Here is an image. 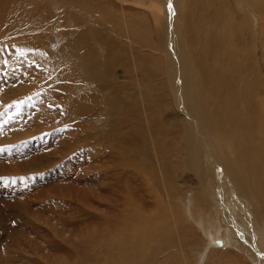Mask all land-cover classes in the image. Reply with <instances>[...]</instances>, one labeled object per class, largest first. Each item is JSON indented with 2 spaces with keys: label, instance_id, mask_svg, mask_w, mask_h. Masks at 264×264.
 Instances as JSON below:
<instances>
[{
  "label": "rangeland",
  "instance_id": "obj_1",
  "mask_svg": "<svg viewBox=\"0 0 264 264\" xmlns=\"http://www.w3.org/2000/svg\"><path fill=\"white\" fill-rule=\"evenodd\" d=\"M35 1L43 10L32 8L33 13L28 9L31 17L24 12L10 13L12 20L15 15L21 17L16 22L6 20L3 25L0 17V27L11 29L7 33L13 34L26 30L22 28L29 24L30 28L35 27V20H44L54 24V37L59 38L62 33L65 38L57 42L53 36L48 40L39 38L32 41L37 46L27 41L15 42L11 47L14 51L32 52L23 53L26 65L20 75L28 79L34 71L38 79L31 77L32 80L24 82V88L28 90V84L34 82L52 83L54 87L49 85L47 89L52 90L54 97L30 102L28 97L33 93H29L24 99L27 103H23L17 98L0 96V264H251L247 259L250 253L264 264V185L254 189L244 175L237 174L243 156L251 155L254 158L251 168L258 167L260 161L254 151L260 144L255 143V135L244 138L248 130L243 122L235 127V132L240 130V135L232 136L235 142L225 139L222 127L220 132L212 127L216 141L206 139L212 155L204 160L201 170H196L194 157L204 149L197 144L191 130L189 136L183 133L186 109L175 107L174 97L168 94L159 77L157 64L162 61V42L160 48L153 43L157 32L151 13L131 7L109 9L106 4L97 5L90 0L89 4L108 8L112 15L106 14L107 10L99 14L107 31L93 34L97 39L86 37V42L81 39V43L67 32L71 28L72 11L61 6L62 0ZM71 1L78 8L79 0ZM213 1L206 0L195 7L199 25L206 29L205 37L209 38L204 37L206 42L212 37L209 28L215 22L213 11L217 5ZM23 2L27 1L0 0L6 11L22 7ZM55 3L60 5L56 7ZM258 3L263 8L252 12L257 21L253 23V27L257 25L254 50L248 42L246 50L240 45L233 50L227 45V50L226 45L222 44L223 49L222 42L215 41L214 51H207L209 60L214 57L218 66L225 64L224 68L219 66L225 79L222 96L229 95L235 101L240 92L244 103L250 95L254 97L252 87L245 86L242 80L238 84L244 89L240 90L235 79L239 70L228 68L234 56L238 58L239 69H243L245 58L246 65L256 68L249 69L252 77L255 78V70L260 75L254 80L255 91L264 104V22L261 20L264 0ZM88 10L91 11L89 6ZM37 13L42 16L38 17ZM232 15L237 19V13ZM22 16L31 20L22 24ZM129 20L141 26L142 43L138 44L132 31L121 25ZM186 21L187 25L194 24L196 17L193 22L186 17ZM187 25L183 34L190 46L195 35ZM214 32H218L216 26ZM107 33L111 36L107 37ZM240 34L248 36L244 27ZM254 40L255 35L250 42ZM43 41L46 47H40ZM34 50L39 54L44 51L40 54L43 58ZM12 54L7 51L8 56ZM41 59L48 64L54 62V73L45 71L43 65L38 66ZM3 62L1 66L5 64L7 68L8 62ZM86 73L94 77L90 84L95 87L89 90L86 84L90 76ZM1 75L0 69V84L4 83ZM3 83L0 94L5 91ZM41 90L45 93L46 89L37 93H42ZM253 104L264 110V105L260 106L254 99L249 105ZM7 111L10 113L4 115ZM13 125L18 126L12 129ZM165 194L170 196L168 202ZM191 207H198L194 210L196 214L191 219L182 216L184 209ZM254 213L257 214L253 217ZM226 226L228 232L218 236L224 243L221 249H215L209 239L216 237L214 229ZM127 233L132 234L130 240L134 236L139 242L134 259L129 256L128 248L135 241L129 242L124 235ZM116 234L121 244L114 250L116 246L113 248L111 242ZM155 234V242L159 244L153 253L154 240L150 237L154 238ZM108 237L109 245L103 241Z\"/></svg>",
  "mask_w": 264,
  "mask_h": 264
},
{
  "label": "bare ground",
  "instance_id": "obj_2",
  "mask_svg": "<svg viewBox=\"0 0 264 264\" xmlns=\"http://www.w3.org/2000/svg\"><path fill=\"white\" fill-rule=\"evenodd\" d=\"M26 1L27 2H23L22 7L21 6L20 7H12V10L10 9L9 11H6L5 5H2L0 3V17L3 19L2 25L5 24L4 22H6V20H8L9 22L12 20L10 13L24 12L25 15H30V17H31L32 13L30 14L28 9H31V11L34 9L36 11V10H39L42 8L41 5H38L39 3L36 2L35 0H29V1L26 0ZM58 1L59 0H57V2ZM94 1L96 2L97 5H100V4L105 5L106 4L105 6L106 7L109 6L108 7L109 9L114 8L116 6H120V10H125V7L127 10L130 9L129 7H131L133 10H135V9H142L145 11L147 10L153 16V18H154L153 22L155 23L156 32H157L156 40L153 43H156L157 46L160 48V45L162 42L161 51H160V53L163 54L162 59H161L162 61L158 62V64H157L159 77L162 78L164 85L167 86L168 94L170 96L174 97L175 107L181 108L182 106H184V108L186 109V111L183 112L184 118L186 120L185 128L183 129V133L185 134V136H189L188 130H191L193 136L195 138H197V144L204 149V152L202 154H199V155L197 154L194 157V160L197 163V165L195 167L196 170H201L203 168L204 160H206V159L208 160L212 155V151H210V149L208 148V146L206 144V139L216 141V134L212 131V127L217 128V132H220L221 131L220 127H222L221 132H223V130H224L225 133L224 132L223 133L225 134V139H227L229 142H232V141L235 142V138L232 139V136L235 134L240 135V130L235 132V127H236V125H239V123L243 122L246 129L248 130V133L244 138H246L250 135H255V143L260 144V146L258 147V150L254 151V153L257 155V158L259 159L260 163L258 164V167L254 166V168H251L253 166L254 158L251 155L246 156V157L243 156L242 160H241L240 167L237 169V174L244 175V177L247 178V181L254 187V189H257V188L261 189L264 185V162H263V159H264V110H262L260 107H258V105H254V104H253L254 106L249 105L250 100H252V99H254L256 101V103H258L260 106L264 105L263 102L258 100V93L255 91L257 89V82H254V80L260 78V75H257L256 74L257 70H255V78L252 77L251 73H249L250 72L249 69H252V71H254V69H256V68L249 66V65H246V63L244 62L245 58L243 60V69L240 70L239 68H241V66L238 64V61H237L238 58L235 59L233 56L232 60H230V56L228 55L229 60L231 61L228 68H233L235 71H237V69L239 70L238 76L235 77L237 84L240 83V81L242 80V81H244L245 86L248 87V85H250L252 87L251 90L253 91V95L255 98L250 95L248 97L247 103H244L243 102V96H242L243 94H241L240 92L238 93L239 96H237V99H235V101H233L231 98H229V95L226 98V95L222 96V94H224V91H225V90H223V83L225 81L224 73L221 70H219V66L221 68L222 64L219 66H218V64H215V62L217 60L214 61V59H213L214 57L213 58L210 57V60H209L208 57L210 56V54H208V53H210V52L207 51L208 49L211 51V53L214 51L215 47H213V45L215 46V44H216L215 41H220L219 43L222 42L221 46H222V44H223V46L226 45L225 46L226 49H227V45H230L229 46L231 48L230 50H233L234 48H238L239 45H240L241 49H245V46L248 42V43H250V48L254 50L257 46L256 45V41H257V28L256 27H257V25H254V27H253V23H255L257 21L253 17L252 12H254L255 10H258L260 8L261 9L263 8V6L260 7V4L258 3L259 0H214L213 3H216L217 8L214 7V11H213V20H215V22H213L212 27L209 28V30L212 31V37L210 36L211 42H210V40H208L210 43H207L208 41L206 42V40H205V38H208V37H205L206 36V29L200 27L199 20H198L199 19L198 9H195V7H199L206 0H94ZM88 2H91V1L90 0H79L78 8L80 10H78V8L76 6L72 5L71 0H68V1L62 0V2H60L62 7L66 6L67 8H69V11H72V13H71L72 15H70V17L72 16V20H70V23H69L71 28L69 31L67 30V32L69 33V36L74 37V40H78V42H81V43H83L82 42L83 39L85 40V42L88 41V40H86V37L97 39V37H95L93 34H99L100 35V34H102V30H104V33L107 31L106 26L103 25V21L98 17L99 14L105 13L106 12L105 10H107L106 14L112 15V12H110L108 8L106 9L105 7H99L97 5H91ZM56 3H55V5H56V7H58L60 4L57 5ZM43 6L45 7V5H43ZM61 6H60V8H61ZM88 6L91 8V11L88 10ZM41 10H43V9H41ZM2 12H4V14H2ZM32 12L34 13V11H32ZM38 13L41 14V12H38ZM233 13H237V15H238L237 19H235V17H233V15H232ZM33 16H34V14H33ZM41 16L39 15L38 17H41ZM217 16H218V18H217ZM20 17L21 16H19V15H15L14 20H12V21L16 22L17 20L20 19ZM186 17H189L192 20V22L194 21V19L196 17V21L194 22V24L191 23V24L187 25L188 22L186 21ZM197 17H198V19H197ZM36 19H38V18L36 17ZM243 19H247V21L244 22ZM25 20L30 21L31 18H29V16H22V24H24ZM261 20H263V22H264V14H263V17L261 18ZM123 21H124V19H123ZM13 22H11V23H13ZM34 22H35L34 25H36V23H37V25L33 28H30L32 25L29 24L26 27L22 28V29H26V30H24V31L21 30V32H18V33H16L17 31H15L13 34L17 35V36H14L12 34V32H10L9 34L7 33L9 31H11V29L10 30L8 28L3 29V27L2 28L0 27V69H1V73H2L1 76L4 80V83L1 81V84L3 83V85H4L3 88H5L4 93L0 94V96L3 97L4 95H6V97H4L5 99L7 97H11L13 99L17 98L20 101H22L23 103H27L24 99H26L28 97L29 93H33L31 97H28L30 102H33L35 99L37 101H40V100H45L44 98H46V97L47 98L54 97V93L52 92V90L49 91L47 89V87L49 85H51L52 88L54 87L53 86L54 84L52 85V83H49V84L41 83L40 84L38 82H34L35 84H33V83L28 84L29 85V87L27 88L28 90H26V87L24 88V85H23L24 82L26 83L27 81L32 80L31 77L34 76V71L33 72L30 71L33 74V76H31L32 75L31 74L30 75L31 77H29L28 79H24L23 78L24 76L21 77L20 72H21V74H23L22 70L24 69V66L26 65V61L24 59L23 53H32V52H28V51L21 52V50H18V51H20V52H18V51H14L15 49L12 50V48H11V47H14L16 45L15 42H26L27 43V41L30 43V45L37 46V44H32L33 40H37L39 38H43L44 40H48L50 37H52L54 35V24L53 23H45L44 20H39L38 22H36V20H35ZM46 22H47V20H46ZM65 23H66V21H65ZM0 24H1V21H0ZM120 24H121V22H120ZM121 25L132 31L134 40L137 41L138 44L142 43L141 39L139 38L140 34L142 33L141 26L139 24L135 23L134 21L129 20V21L122 22ZM185 25H187V28H190L192 30V33L195 35V38L193 39V41L190 40V43H189L190 46H188V39L185 38V36L183 34V33H186V29H183V27H185ZM193 25H194V28H193ZM66 26H68V25H66ZM215 26L218 30L217 33L214 32ZM243 27L245 28V31L247 32V35H248L247 37L240 34V30ZM64 28H65V26H64ZM63 30H65V29H63ZM161 30H162V34L160 33ZM159 33L161 35H159ZM64 35L61 33V36L59 38L61 40H64V38H65ZM253 35H255V40L250 42L251 39H253ZM106 36L109 37L111 35L107 33ZM59 38L55 36L54 40L57 42V40ZM100 38L101 37H99L98 39H100ZM81 39H82V41H80ZM11 41H12V43H11ZM66 41H67V39H66ZM38 42H39V40H38ZM89 42H91V39ZM42 43L43 44L40 43L41 44L40 47L45 46L44 41ZM46 43H48V42H46ZM49 43H50V40H49ZM213 43H215V44H213ZM23 44L25 45V43H23ZM18 47H19V45H18ZM30 47L31 46H29V50L32 49ZM51 47H53V46H51ZM188 47L191 49L189 50ZM218 47H220V46H218ZM221 48H219V50ZM20 49H22V48H20ZM223 49H224V47H223ZM52 50H53V48H52ZM52 50H51V52H52ZM90 50H88V53H91ZM216 50H218V49H216ZM7 51H11V53H14V54H12L13 56L12 55L8 56L9 54L7 55ZM34 51H36V50H34ZM37 51H36V53L39 52V51L38 52ZM67 51L68 50H66V52ZM42 52H44V51H42ZM42 52H40V54ZM99 52L103 53L102 50H99ZM190 52H192V53H190ZM235 52L237 53L238 51H235ZM239 52H241V51H239ZM248 52H250V51L248 50ZM3 53L4 54L6 53V54L3 55ZM226 53H228V52L226 51ZM40 54L38 53V56ZM50 54H52V53H50ZM68 54H69V52H68ZM216 54H217V51H216ZM249 54H250V56H252V53H249ZM20 55H22L23 57H21ZM40 57H42V56L40 55ZM217 57H220V55ZM4 60H6L5 62H8V64H6L8 66L7 68H6V66H4L5 64L3 65V67L1 66V64ZM51 60H52V57H51ZM255 60H256V58H255ZM31 61H32V59H31ZM34 61L37 62L36 60H34ZM5 62H3V63H5ZM222 62H223V60H222ZM48 63L49 62L47 60H44V59L43 60L41 59V61L37 62L38 66H42V65L45 66L46 68L44 70L52 74V72L54 73V71H52V69L54 70V62L51 63L52 65L48 64ZM224 65L225 64L223 63L222 68H224L223 67ZM151 66H152V63H151ZM73 67H74V65H73ZM197 67H199V70L197 69ZM205 70H207L208 73H206ZM24 71H26V70H24ZM202 72H204L203 73L204 76L202 75ZM86 76H90L89 78H87V80H89V82L86 84L87 88H88L87 90H89L90 88H94L95 85L90 84V79L93 77V75H91V73H86ZM198 76H200V82L199 83H198ZM230 76H231V74H230ZM36 79H38V78L35 77L34 80H36ZM39 79H40V76H39ZM52 79H54V77H52ZM99 80H101V78L97 79V81H99ZM97 81L95 80V82H97ZM228 83H229V80H228ZM11 86H14L15 89L12 90L10 88ZM78 86L80 87V85H78ZM42 88L46 89L45 93H49V94L43 93L42 90H41L42 93H37V90H40ZM239 88H240V90H242L243 87H241L239 85ZM73 89H75V87ZM224 89H226V88L224 87ZM79 90L81 91L82 88L80 87ZM232 93H233V91H232ZM230 94H231V92H230ZM259 95L261 96V94H259ZM241 101L243 103H240ZM92 104H93V102H92ZM224 104L227 106H224ZM25 105H27V104H25ZM214 105H215V107H214ZM12 111H14V108H12ZM40 112H41V110H40ZM6 113H10V111L5 112L4 115H7ZM11 115H13V114H11ZM192 116H194L195 119H192ZM16 124H18V122H16ZM18 125H13L12 129L17 128ZM104 125H105V123L104 124L102 123L101 127H104ZM20 126H22V125H20ZM23 128H24V125H23ZM19 135H20V133H19ZM257 136H259V138ZM121 140H123V138ZM221 149H224V148H221ZM224 150H226V149H224ZM233 169H235V168L233 167ZM139 177H141V176H139ZM237 187H239V185H237ZM141 193H142V191H141ZM165 197H166L165 201L168 202L170 196L168 194H165ZM155 206H156V204H155ZM195 209H198V207H191V208L184 209V215H182V216H185L186 218L191 219L190 217L194 216L196 214L194 212ZM255 211H256V209H255ZM256 214L257 213H254L253 217L256 216ZM130 215H131V213H130ZM250 219L251 218L249 217V220ZM227 220H230V222H231V219H227ZM177 224H178V222H177ZM145 229L147 230V228H145ZM169 229H172V226H170ZM159 231L157 232V234L160 236ZM227 232H228L227 226L223 227V228L214 229L213 236H216V237L215 238L210 237L209 240L213 241L212 243H213V246L215 249H221V246L224 243V240L219 239L218 236L220 234H226ZM124 235H126L129 242H133V240L135 241L134 243L130 244V245H132V248H128L131 250V253L129 256L132 257V259H134L137 256L136 247L139 244V242L134 238V236H132V239L130 240L129 235H132L130 233H127ZM163 235H164V232H163ZM167 235L168 234H166V236ZM150 238L152 240H154L153 241L154 247L152 249V252L156 253L157 252L156 251V249H157L156 244H159L157 241L155 242L156 234L154 235V238H152V237H150ZM252 238L254 239V237H252ZM256 238H258V235L256 236ZM213 239H215V240H213ZM209 240H207V238H206V242H208ZM103 241L107 245H109L111 242L109 237L104 238ZM111 244H112V247L116 246V248L114 249V250H116L119 247L118 245L121 244L120 237L118 235L117 236L114 235L113 243L111 242ZM198 245H200V244H198ZM217 246H219V247H217ZM105 252H107V250ZM152 252H151V254H152ZM151 254H150V257H151ZM109 255H110V253H109ZM157 256H158V254H157ZM113 258H114V254H113ZM187 258H188V256H187ZM247 259L249 260V262L251 264H262V260L261 259L257 260L252 253L249 254V257ZM113 261L115 262V261H117V259L113 260ZM188 261H189V259H188Z\"/></svg>",
  "mask_w": 264,
  "mask_h": 264
}]
</instances>
